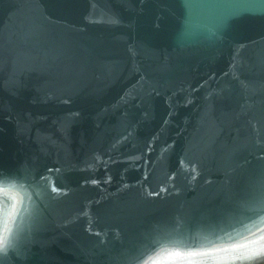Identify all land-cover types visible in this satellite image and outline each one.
I'll return each mask as SVG.
<instances>
[{
	"label": "water",
	"instance_id": "obj_1",
	"mask_svg": "<svg viewBox=\"0 0 264 264\" xmlns=\"http://www.w3.org/2000/svg\"><path fill=\"white\" fill-rule=\"evenodd\" d=\"M25 25L27 42L21 39ZM151 35L159 45L152 46ZM145 52L157 77L143 97L130 94L138 103L129 109L134 126L141 129L121 139L123 125H110L122 94L118 63L127 69L131 53ZM161 83L179 89L175 100H166L171 92ZM159 99L165 108L146 113L142 103ZM200 100L207 102L198 107ZM126 115L120 113L125 123ZM258 115L264 116L262 0H37L26 23L0 7V133L7 126L22 140L41 143L58 137L48 130L73 120L90 139H109L111 159L120 161L121 153L128 160L120 171L107 162L97 171L93 159L51 164L0 156V234L7 217L16 222L11 251L0 254V264H136L166 236L165 227L197 223L166 222L157 213L135 229L129 214L112 209L119 205L102 207L96 198L101 202L108 186L128 185L134 194L161 196L192 175L201 146L213 160L225 132L241 133ZM109 125L104 135L95 134ZM144 149L152 156L132 159ZM143 163L156 166L150 179L136 169ZM161 168L177 173L158 183ZM228 202L234 215H227V233L264 206V188H241Z\"/></svg>",
	"mask_w": 264,
	"mask_h": 264
},
{
	"label": "rangeland",
	"instance_id": "obj_2",
	"mask_svg": "<svg viewBox=\"0 0 264 264\" xmlns=\"http://www.w3.org/2000/svg\"><path fill=\"white\" fill-rule=\"evenodd\" d=\"M251 101L256 100H247L246 103ZM205 102L200 100L198 107L204 106ZM241 104L243 101L235 103L233 109ZM258 116L252 118L251 125L248 121L244 122L241 133L226 131V138L223 139L226 143L215 147L213 160H210V149L207 151L204 145L201 146L196 153L198 163L192 175L179 182L178 186L165 189L161 196H148L141 192L134 194L128 185L130 190L108 186L102 191L101 202L99 197L96 198L95 201L98 200L102 207L119 205L120 208L112 209L116 210V214H129V223L135 229H139L136 225L141 221L153 220L157 213L156 219L166 222L177 219L197 223L177 229L165 227L161 235L166 236L158 238V244L136 264H145V260L152 259L187 264L183 254L194 249L232 247L243 243L248 248L240 251H246L264 246V206L254 212L251 220H243L239 228H233L228 233L224 231L228 227L227 215H234L228 212L231 207L228 196L241 188H264V116ZM222 134L220 131L216 135ZM16 189V193L25 194L24 188ZM95 201L88 204L94 205ZM175 252L181 253V257L172 258Z\"/></svg>",
	"mask_w": 264,
	"mask_h": 264
},
{
	"label": "bare ground",
	"instance_id": "obj_3",
	"mask_svg": "<svg viewBox=\"0 0 264 264\" xmlns=\"http://www.w3.org/2000/svg\"><path fill=\"white\" fill-rule=\"evenodd\" d=\"M36 1L37 0H0V7L10 11L13 16L20 22L26 23L29 22L30 17H33ZM122 5L123 3L120 4L118 8L119 16L125 14L126 7ZM30 35V26L28 27V25H25V30L21 39L27 42L30 38ZM150 37L153 38V41L151 40L152 46L153 43H155V45H159L155 35H151ZM128 59H130V64L128 65L127 69H124L125 66L123 67L122 61L118 63L120 73L119 86L120 92L122 94L120 95L119 99V110L117 112H114L117 115L113 113L114 117L110 121V125H123V130L119 133L120 136H122L120 137L121 139L130 138L132 137L133 132H136L137 130L141 129L140 125L138 126V128L134 126L136 125V122L130 112L131 110L129 109L138 108V103L134 104V102L132 101L134 96L130 94L142 93L143 97L145 90H147L148 87L154 86L152 80L157 77V73L153 69V66L151 65V63L147 62L150 59L149 53L145 52L140 55H137L136 53H131ZM147 65L151 68H148V70L145 71L143 67ZM36 70L38 71V69ZM161 75H164V73H162ZM160 85L164 90L171 92L169 93L168 99L166 100L174 99L177 96L175 92L179 89L175 87L174 89L168 88L167 84L165 83H161ZM186 87V84L182 85V88L184 90H186ZM176 101L166 102L171 103ZM142 107L144 108L146 113L149 114L151 111L147 112L148 110H159L163 107L165 108V100L159 99L158 101H145L142 103ZM120 113L127 114L125 118H128V122H124V117L120 116ZM77 123V121L69 120L63 123V127L61 126L58 128H54L55 132H53V130H48L49 133H54V135L58 137L50 139L48 141H43L41 143H30L24 141L20 137L15 135L11 130H9L7 126H5L6 128H4L0 133V156L10 158L16 155L18 159L24 162L51 164L72 162L79 163L82 160L93 159L96 164L97 171H99V167L104 164V162H107L108 164L111 163L113 170L118 171H120L121 166H123L124 164L126 165L128 160L121 153L118 154V156H120L121 158L120 161H114L113 158L111 159L110 146L106 147V145L109 144V139H90L92 135L76 128ZM110 125L108 127H100L95 134L104 135V133H106L105 131L109 129ZM1 136H4L5 138H2ZM100 144L102 146H100ZM146 149H151V147L148 146L146 147ZM146 149L141 151V154L135 155L136 157H132V159L140 161L142 159V155L152 156ZM176 150L178 152H181V148L179 147H176ZM148 160V158H145L144 162ZM136 166L137 165H135L134 168ZM140 167H137L136 169L142 171V176L146 179H150L149 173L156 171L155 164L144 165L143 163V165H140ZM131 170L133 169H128L130 173L132 172ZM172 173H177V171L168 170L166 168L164 172V169L161 168V177L155 181H157L158 183L160 181V183H162V180L167 179L169 176H171ZM178 175H180V172H178ZM152 180H150L149 182L152 183Z\"/></svg>",
	"mask_w": 264,
	"mask_h": 264
},
{
	"label": "clouds",
	"instance_id": "obj_4",
	"mask_svg": "<svg viewBox=\"0 0 264 264\" xmlns=\"http://www.w3.org/2000/svg\"><path fill=\"white\" fill-rule=\"evenodd\" d=\"M7 223H4L3 233L0 234V254L7 256L11 251L13 241L15 239L16 222L12 221L10 217H7ZM241 249H247V244H240ZM197 252L199 255L195 257H189L188 253ZM222 253L217 252L214 248L208 249H194L192 251L184 253V258L187 260V264H264V246L257 247L255 254L245 255L243 258L235 260L221 261L213 259V257L219 256ZM145 264H177L175 261H166L163 259L145 260Z\"/></svg>",
	"mask_w": 264,
	"mask_h": 264
},
{
	"label": "snow or ice",
	"instance_id": "obj_5",
	"mask_svg": "<svg viewBox=\"0 0 264 264\" xmlns=\"http://www.w3.org/2000/svg\"><path fill=\"white\" fill-rule=\"evenodd\" d=\"M240 249H241L240 244L233 245L232 247H223V246L214 247L215 251L220 252L222 254L219 256L213 257V259H217L221 261L235 260L238 258H243V256L245 255L255 254V252L257 251V248L248 249L246 251H240ZM197 255H199V253L197 252L188 253L189 257H195ZM180 257H181V253L179 252H175L172 254V258H180Z\"/></svg>",
	"mask_w": 264,
	"mask_h": 264
}]
</instances>
